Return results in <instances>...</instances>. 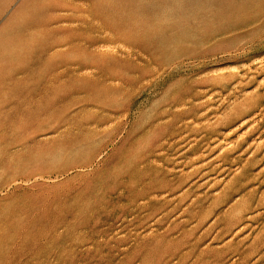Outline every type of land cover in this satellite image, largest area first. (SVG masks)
I'll list each match as a JSON object with an SVG mask.
<instances>
[{
	"label": "rangeland",
	"instance_id": "1",
	"mask_svg": "<svg viewBox=\"0 0 264 264\" xmlns=\"http://www.w3.org/2000/svg\"><path fill=\"white\" fill-rule=\"evenodd\" d=\"M45 1L0 0V264H264V0Z\"/></svg>",
	"mask_w": 264,
	"mask_h": 264
},
{
	"label": "bare ground",
	"instance_id": "2",
	"mask_svg": "<svg viewBox=\"0 0 264 264\" xmlns=\"http://www.w3.org/2000/svg\"><path fill=\"white\" fill-rule=\"evenodd\" d=\"M63 1L64 0H46L45 1V6H49L48 8H50L51 10H57L60 11V15L56 18H51V19H45L43 15H35L33 14L32 17L30 18H23L21 17V15H18V17H14V22H18L20 23L21 30H23V32H25V30L27 29H32V27L39 25L43 28V30L41 32H62L63 30H65V26H63V22L66 21L67 19H70L71 17H74V15L76 14V11L78 9V2L81 0H69V2L63 6ZM43 4V7H44ZM30 6V3H26L25 5L23 4L22 7H19L17 10H21L22 8H27ZM12 24H10L9 26L12 27ZM10 29H7V31L3 32L0 35V48H3L7 42L11 39V35L13 32H9ZM14 34V33H13ZM48 35V34H47ZM46 36H43L44 38L41 39L38 42V45L42 46V44H45V39ZM34 42V40H33ZM32 43V42H31ZM35 43V42H34ZM46 45V44H45ZM44 45V46H45ZM21 64H19L20 66ZM21 67V66H20ZM22 74V72H19ZM8 86H10V84H8ZM13 142L15 143H21L22 146V151L20 150H16L14 153L11 154V156L14 158L17 155L21 154L22 156L25 155V153L28 151L29 149V144L27 143V139L23 136H20L19 138H14ZM9 151V149H8Z\"/></svg>",
	"mask_w": 264,
	"mask_h": 264
}]
</instances>
